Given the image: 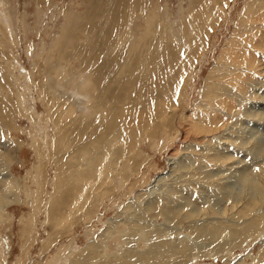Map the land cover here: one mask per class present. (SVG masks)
I'll list each match as a JSON object with an SVG mask.
<instances>
[{
	"label": "rangeland",
	"instance_id": "374dc122",
	"mask_svg": "<svg viewBox=\"0 0 264 264\" xmlns=\"http://www.w3.org/2000/svg\"><path fill=\"white\" fill-rule=\"evenodd\" d=\"M0 198V264H264V0H0Z\"/></svg>",
	"mask_w": 264,
	"mask_h": 264
},
{
	"label": "bare ground",
	"instance_id": "6f19581e",
	"mask_svg": "<svg viewBox=\"0 0 264 264\" xmlns=\"http://www.w3.org/2000/svg\"><path fill=\"white\" fill-rule=\"evenodd\" d=\"M220 11H221V9H220ZM222 14V13H221ZM157 105V104H156ZM162 109V108H161ZM156 111V110H155ZM141 112V111H140ZM159 114H161V113H159ZM37 115V114H36ZM136 116V115H135ZM81 118H85V116H83V117H81ZM127 119V118H126ZM136 119V118H135ZM141 119V118H140ZM148 119H149V117H148ZM164 119V118H163ZM128 120V119H127ZM127 120H125V121H127ZM138 120V119H137ZM136 121V120H135ZM147 123H151L150 121L149 122H147ZM118 124H120L119 123V121H118ZM118 124H116V125H118ZM121 125V124H120ZM145 126V125H144ZM121 127V129H120V131L119 132H122V130H125V129H127V130H129L130 128H131V126H123V125H121L120 126ZM139 127V126H138ZM148 127H149V125H148ZM147 127V128H148ZM129 128V129H128ZM114 134L113 135H111V136H109V137H106V135H108V134H103V133H101V136L95 141L96 143H94L91 147H89V148H86V150L85 149H81V151H80V153L78 154V156H80L81 158H86V165H81V166H79V168L77 169V170H75L74 172H73V174H71V176H72V180H73V182H75V181H77L78 182V184L79 185H81V187L79 188V189H81L80 190V194H78L79 196L78 197H76L77 199H76V207H79V209H77V212L76 213H79L80 212V209L81 208H83V206L85 205V204H82L83 202H85L86 200L85 199H87V202H88V198H86L84 195H85V192H86V190H87V188L88 189H90L92 186H93V180H95L96 182H97V180L96 179H100V177L101 176H108V178L109 177H111L112 175V173H108L109 175H107V170H108V168H110V166H107V168L106 169H104L105 168V163L108 161V160H110V162L111 163H113V162H122L128 155H127V153H125L126 152V150H124V151H121L120 152V150L121 149H117V151L115 152V151H113V148L115 147L114 145H115V139L117 138V137H115V136H117L118 134H117V126H114ZM145 129V128H144ZM131 130V133H133V135L136 133V131H137V128H133V129H130ZM147 130V129H146ZM145 131V130H144ZM112 134V133H111ZM124 133L122 132V139H123V137H124V135H123ZM148 134V133H147ZM132 135V134H131ZM132 135V136H133ZM137 135H138V133H137ZM115 137V138H114ZM120 138V137H119ZM120 142V141H119ZM129 145V144H128ZM83 146V145H82ZM125 147V146H124ZM126 149V148H125ZM128 150V149H127ZM127 155V156H126ZM113 156H115V159H113L112 161H111V157L112 158H114ZM93 160L94 161H98L99 162V165L98 166H96V168L95 169H93V168H90V169H88V166H89V164L91 163V162H93ZM74 161V160H73ZM108 165V164H107ZM89 170V172L87 173V174H85V172H87ZM113 170H115V167H112V169H111V172H113ZM114 173V172H113ZM85 174V175H84ZM99 174V175H98ZM96 175H98V176H96ZM65 182H67L66 180H64ZM83 181V182H82ZM63 182V181H62ZM70 182H72V181H70ZM70 182H67L68 184H70ZM84 183V184H83ZM64 184V183H63ZM12 183H10V187H9V191H10V193L11 194H13V195H11L12 197L9 199L8 197H7V199H9V200H7V199H4L3 200V202L2 203H11V202H13V201H16V199H15V190H12L11 189V187H12ZM62 185V184H61ZM64 186V185H63ZM96 186H97V184H96ZM79 187V186H78ZM94 188V190H95V187H93ZM84 189V190H83ZM86 189V190H85ZM17 195H18V193H16ZM4 197H5V195H4ZM6 198V197H5ZM18 198V197H17ZM1 199V198H0ZM2 200V199H1ZM79 202H81V203H79ZM75 206H73L74 208H75ZM72 207V208H73ZM73 210V209H72ZM79 210V211H78ZM75 211H76V209H75ZM75 213V212H74ZM6 216V215H5ZM72 217V216H71ZM3 218V216L1 217V219ZM0 219V220H1ZM70 219V218H69ZM157 247V246H156ZM158 248V247H157ZM95 249V248H94ZM83 254V253H82ZM85 254V253H84ZM88 255V254H87ZM93 255V254H92ZM89 257H90V255H89ZM86 259V258H85Z\"/></svg>",
	"mask_w": 264,
	"mask_h": 264
}]
</instances>
